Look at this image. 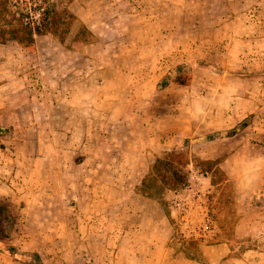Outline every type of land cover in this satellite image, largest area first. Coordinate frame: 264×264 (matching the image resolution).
Instances as JSON below:
<instances>
[{
	"label": "rangeland",
	"instance_id": "374dc122",
	"mask_svg": "<svg viewBox=\"0 0 264 264\" xmlns=\"http://www.w3.org/2000/svg\"><path fill=\"white\" fill-rule=\"evenodd\" d=\"M25 1L50 28L0 42V264H24L9 246L44 264H264V0ZM83 137L119 157L102 180L56 147ZM173 150L179 188L149 173Z\"/></svg>",
	"mask_w": 264,
	"mask_h": 264
},
{
	"label": "trees",
	"instance_id": "16d2710c",
	"mask_svg": "<svg viewBox=\"0 0 264 264\" xmlns=\"http://www.w3.org/2000/svg\"><path fill=\"white\" fill-rule=\"evenodd\" d=\"M15 0H0V42H16L22 46L33 47L35 45V35L37 33H42L43 31L50 28L47 17L51 10L47 7L41 6V4L36 6L28 5L25 1L21 3L14 2ZM42 9V10H41ZM40 11V20H34L32 18V13ZM50 11V12H49ZM247 125V121H243L239 125L229 128L225 131H219L215 134L216 137H225L235 135L240 132ZM9 131L8 127L0 125V135L5 134ZM4 144L0 140V147ZM179 159L180 164H176L175 160ZM185 163L182 160V153L176 150L170 151L166 156L158 157L152 167L150 168V176L154 177L155 181L156 175L163 167L167 166L170 172H165L160 175L164 180L160 181L162 184L167 185L171 188H179L186 184V177L180 174V165ZM182 163V164H181ZM206 165L214 164L215 161L205 160ZM213 167L208 166L206 172L212 171ZM215 178L212 179L214 184L218 183ZM146 180L143 181V184ZM1 251L16 257L24 264H44L42 257L38 251L26 252L21 251L14 246L2 247Z\"/></svg>",
	"mask_w": 264,
	"mask_h": 264
},
{
	"label": "crops",
	"instance_id": "0c3cea01",
	"mask_svg": "<svg viewBox=\"0 0 264 264\" xmlns=\"http://www.w3.org/2000/svg\"><path fill=\"white\" fill-rule=\"evenodd\" d=\"M84 86L86 89L87 88L86 83ZM85 97H87V96H85ZM65 102L68 104L76 103V101H74L73 97L71 98L70 96H68L67 101L65 100ZM84 103H85V100H84ZM69 108H71V107H69ZM69 113L72 115L70 118H75L74 116H76V119L77 120L79 119V116H80L79 109H77L75 112H73V110H71ZM77 115H79V116H77ZM88 128H90V126L87 125V122H86L85 125H83V132H82L83 135L84 134L87 135L88 132L91 133V130L89 131ZM76 129H77L76 132H78V130H81L79 125L76 126ZM113 129H116V128H113ZM103 130H104V128H100V129H98V132L100 131V134H101ZM113 131H116V130H113ZM56 147H59L60 150H62V151H66V152L69 151V152L73 153L72 155H70L73 157L72 160L70 161V164L72 166H74L75 170L79 169L78 172H80V169H82V168L86 169V175L84 176V182H87V176H88V179H90V181H92L96 168H100V174L104 175V176L102 175V178H101V180H102L105 177V173L103 170L104 168H106L108 166L109 167L114 166V165L117 166L120 164V162L118 161L119 157L118 158H116L115 156L111 157V158L108 157L109 151H107V149H109V148H106V145L99 146L98 144H93L91 141H89L88 137L86 139L83 137L81 144L75 146L74 148H72V146H63V145H58ZM65 147H68V149ZM158 147H159L158 148L159 151H161L163 149V146H161V145H158ZM155 154H154V156H155ZM59 156L62 158L61 153ZM76 175H79V174L77 173ZM81 176H83V175H81ZM89 188L91 189L90 185H89ZM93 194H94L93 192H90L88 195L82 194V195L74 196V199H75L74 201H76V203H79V200H80V202H81V200H86L88 202V204H90L91 201H89V200H92L93 198L99 197L96 195L94 196ZM77 198L78 199L80 198V199L77 200ZM100 198H103V197H100ZM101 200H103V199H101ZM80 204L82 205V203H80Z\"/></svg>",
	"mask_w": 264,
	"mask_h": 264
}]
</instances>
